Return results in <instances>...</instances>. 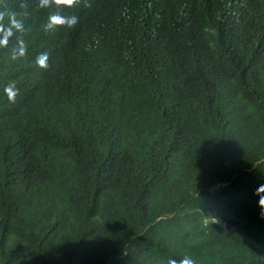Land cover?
<instances>
[{
  "label": "trees",
  "instance_id": "16d2710c",
  "mask_svg": "<svg viewBox=\"0 0 264 264\" xmlns=\"http://www.w3.org/2000/svg\"><path fill=\"white\" fill-rule=\"evenodd\" d=\"M9 12L0 264H264V0H90L51 31L40 0Z\"/></svg>",
  "mask_w": 264,
  "mask_h": 264
},
{
  "label": "clouds",
  "instance_id": "9594fccd",
  "mask_svg": "<svg viewBox=\"0 0 264 264\" xmlns=\"http://www.w3.org/2000/svg\"><path fill=\"white\" fill-rule=\"evenodd\" d=\"M89 5L90 0H40V6L45 7L46 16L49 15L47 21L43 25L44 30H54L57 25H65L66 27H72L76 25L79 19L78 16L80 17L81 12L88 8ZM63 10L66 12L67 15H63L61 13V11ZM3 16L4 14L0 13V18H2ZM141 21L145 25V27L149 29L153 33V35L156 36L157 45L164 42L158 35L157 22L149 16L148 11H146L144 13V16L141 17ZM23 31V18L18 16L15 12L7 13V23L0 25V46H6L8 44L9 37L13 36L14 33H22ZM17 45L18 46L14 47L11 53V59L13 60L17 59L18 56H23L25 52L23 40H18ZM46 61L47 53H41L37 57L36 63L39 67L46 68L48 66ZM4 93L6 94L10 102H15L16 95L18 94V89L15 87V83L10 82L8 85H6L4 87ZM256 194L259 197L257 203L261 209V214L264 215V183H261L256 188ZM168 264H196V261L190 256H184L179 261L169 260Z\"/></svg>",
  "mask_w": 264,
  "mask_h": 264
},
{
  "label": "water",
  "instance_id": "95a60500",
  "mask_svg": "<svg viewBox=\"0 0 264 264\" xmlns=\"http://www.w3.org/2000/svg\"><path fill=\"white\" fill-rule=\"evenodd\" d=\"M240 221L237 218L230 217L226 220L225 226L228 231L232 230L235 226L239 225Z\"/></svg>",
  "mask_w": 264,
  "mask_h": 264
}]
</instances>
